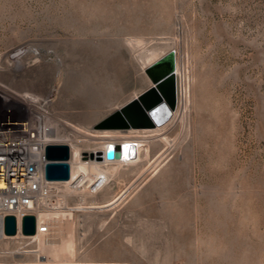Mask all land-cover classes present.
Listing matches in <instances>:
<instances>
[{
  "label": "rangeland",
  "instance_id": "1",
  "mask_svg": "<svg viewBox=\"0 0 264 264\" xmlns=\"http://www.w3.org/2000/svg\"><path fill=\"white\" fill-rule=\"evenodd\" d=\"M170 50L171 118L149 132L97 127L151 85L145 60ZM70 53L100 59L101 84L65 70ZM30 98L82 154L144 141L137 160L88 163L90 180L105 174L97 189L60 185L73 260L2 234L0 264H264V0H0V122L27 115Z\"/></svg>",
  "mask_w": 264,
  "mask_h": 264
},
{
  "label": "built area",
  "instance_id": "2",
  "mask_svg": "<svg viewBox=\"0 0 264 264\" xmlns=\"http://www.w3.org/2000/svg\"><path fill=\"white\" fill-rule=\"evenodd\" d=\"M32 108L24 117L15 118L8 114L0 122V225L4 227V218L8 214L16 217V236L35 238L37 234H50L51 226L47 217L39 220L43 212H54L59 207V198L62 195L60 185L67 183L83 184L87 180L88 186L100 187L102 176L96 175L90 180L87 173L79 174L75 179L58 181L49 180L45 176V166L49 161L46 156V146L49 143H67L70 147L69 163L71 166L72 143L58 142L49 138L50 129L54 127L52 122L53 110L47 106V102L38 98H30ZM114 146L115 156L108 158L106 151L101 147L96 148L101 157L99 164H115L119 160L123 162L132 157L131 145L136 143H122L119 140L110 139ZM127 144V145H125ZM126 146V147H125ZM117 153L120 155L117 156ZM98 177V178H96ZM33 214L36 217V231L34 234L22 233L21 222L25 215Z\"/></svg>",
  "mask_w": 264,
  "mask_h": 264
},
{
  "label": "water",
  "instance_id": "3",
  "mask_svg": "<svg viewBox=\"0 0 264 264\" xmlns=\"http://www.w3.org/2000/svg\"><path fill=\"white\" fill-rule=\"evenodd\" d=\"M175 64L176 52L170 50L147 66L145 72L151 80V85L103 118L97 127L123 130L154 128L168 121L177 104ZM119 155L117 153V156ZM46 156L49 160L45 166L46 178L58 181L68 180L71 176L69 145L49 143L46 146ZM106 156L108 158L115 156L114 146H107ZM21 228L23 234H34L36 217L33 214L25 215ZM16 233V217L8 214L4 218L3 234L15 235Z\"/></svg>",
  "mask_w": 264,
  "mask_h": 264
},
{
  "label": "bare ground",
  "instance_id": "4",
  "mask_svg": "<svg viewBox=\"0 0 264 264\" xmlns=\"http://www.w3.org/2000/svg\"><path fill=\"white\" fill-rule=\"evenodd\" d=\"M132 43L135 45H138L140 42L135 41ZM63 58H64V60L62 61V65H63V68L65 70L68 71L70 69H74L77 72H80L82 74V76H84V77L88 76V78L91 82H97L98 84H101V80H102L101 74L102 73L100 72L101 70L99 71V67H98V64L100 63V59L94 60L93 62L91 61L88 65L87 63L85 64V63L75 62L71 53L69 55L63 57ZM155 58L156 57L154 55H151L147 58V60H145V62H148V64L150 65V63L153 62V60H155ZM147 65H146V67H147ZM175 72H176L177 104H176V108L174 109L173 113L177 109V106L179 103V95H180L179 90H178L177 55H176ZM82 79L83 78H81L79 80L81 81ZM25 95L27 97H30L29 94H25ZM30 95H32V94H30ZM182 95H184V94H182ZM160 126H163V125H160ZM160 126H156L157 128H155V127L154 128H145L142 130L147 131V132L154 131V130H157ZM139 130H141V129H135V128L130 129V131H139ZM59 133L60 132L58 129H55L54 127H52L50 129L48 135H50L49 138H52V140L56 139V140H58V142H67L66 141L67 138L64 137L63 135H60ZM151 135H153V134H151ZM103 136L106 137V136H110V135L108 133H105ZM125 137L126 138H121L119 140L120 142L118 144L120 147H121L122 143H130V144L136 143L137 145L136 146L131 145V152L133 150L134 154L132 155V157H130L125 162H123V160L122 161L119 160L118 162L120 164H123V163L125 164L128 162L137 160L140 157L139 151H140V147L143 145V141H144L143 139H135V138H132L129 136H125ZM162 138H165V137H162ZM109 143H112V141H109V139H108L103 144V148L105 151H106L107 145ZM125 145H127V144H125ZM95 150H97V149L95 148L92 150H88V151L83 152L84 154H82V152L79 149H76L72 146V156H71L70 162L72 163V161L75 160L76 162H78L79 167H78V170H75L74 165L71 164V180L75 179V177L79 176V174L86 173V171L88 170V163H92V164H95L96 166H98L99 155H98L97 151H95ZM84 157H86V158L83 159ZM86 159H88V161H86ZM96 173H97L98 177L102 176V183H103V179L105 178V174L100 173V172H96ZM98 177H96V178H98ZM81 186H82V184H80V185L76 184V186H74L72 183H70V184L67 183L66 188H68V190L70 189V190L74 191L75 188H78L81 190V188H80ZM95 187H96L95 189L98 188L97 185H95ZM91 189L95 190L94 188H91ZM80 198L83 199L82 197H80ZM118 198H116L115 200H113L107 204L89 205L86 207L106 206V205H109V204L117 201ZM79 207H85V206L79 205ZM45 217H47V219H49L50 226L52 229V231L50 233L52 235H51V237H47L46 235H48V234H44V233H39L36 235V237L38 239L40 251H41V258L47 262L59 261V260H73L74 259V249H73V239H72L71 211H68V212H63V211L62 212H43L39 215V220H41ZM2 234H3V228L0 225V235H2Z\"/></svg>",
  "mask_w": 264,
  "mask_h": 264
}]
</instances>
